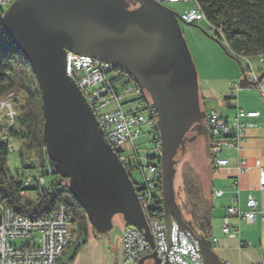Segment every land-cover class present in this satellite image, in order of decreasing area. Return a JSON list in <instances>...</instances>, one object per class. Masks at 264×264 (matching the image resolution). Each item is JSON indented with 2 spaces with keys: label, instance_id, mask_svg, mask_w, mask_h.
I'll return each mask as SVG.
<instances>
[{
  "label": "water",
  "instance_id": "1",
  "mask_svg": "<svg viewBox=\"0 0 264 264\" xmlns=\"http://www.w3.org/2000/svg\"><path fill=\"white\" fill-rule=\"evenodd\" d=\"M139 1L128 9L123 0H16L3 22L35 70L43 97V137L55 174L69 180L68 189L97 233L110 232L114 217L120 216L151 246L139 264H160L135 184L86 97L67 76L65 62L67 52L101 60L132 76L149 94L162 148L166 227L170 233L175 221L192 231L176 200L174 170L186 131L201 122L185 124L188 113H182L187 102L200 104L198 74L178 14L155 0ZM250 85L246 76L240 82L242 88ZM203 134L210 159V129L205 127ZM197 239L205 264H224L211 241Z\"/></svg>",
  "mask_w": 264,
  "mask_h": 264
},
{
  "label": "built area",
  "instance_id": "2",
  "mask_svg": "<svg viewBox=\"0 0 264 264\" xmlns=\"http://www.w3.org/2000/svg\"><path fill=\"white\" fill-rule=\"evenodd\" d=\"M16 0H0L2 6H10ZM163 5H175L179 3L193 4V0H155ZM180 22L185 24H197L205 22L209 25L213 35H218V27L211 24L202 9H191L179 15ZM264 62V58L260 57ZM66 74L75 81L79 89L86 97L89 105L95 113L100 125H106L105 137L112 148L117 152L122 164H126V170L131 175L134 169L142 173V181L135 183L137 195L144 208L149 224L155 251L160 264H205L201 252L200 243L193 231L182 230L173 221L170 233L166 225H160V217H165L163 196L159 197L158 180H163L162 166H158V152H162L160 135L157 136V118L151 107L149 94L136 83H127V86L116 89L114 83L123 78L124 73L113 65L88 56L81 59L79 55L66 53ZM250 81L260 91L264 99V81L251 72ZM239 86L234 87L239 90ZM130 100L135 103L133 109L125 111L123 102ZM10 106L0 108V122L4 117L2 113L7 111L9 126L14 123L16 111ZM113 110H109L112 108ZM258 111H246L238 109L232 118L224 117L217 111H211L207 117V126L210 129V154L211 168L214 174L222 170L221 154L224 148L233 149L239 155L236 171L242 175L250 170L244 156L245 140L250 130L258 128L256 122L259 119ZM144 126L150 128L153 136L152 144L155 146L156 155L151 161L148 156L147 166H142L138 151L134 147L133 152L137 158V167L133 168L131 162L123 156L118 147L125 143H133L139 137ZM9 127V128H10ZM1 137L9 141L8 129L1 132ZM9 149H13L11 142ZM255 168L259 170L261 190L264 192V168L261 161L255 162ZM54 165L46 166L47 176H52ZM230 172L231 169L227 168ZM47 176L38 173L35 179H29L27 186L36 183L39 192L48 186ZM232 188L237 194L240 192L239 180L234 178ZM223 196V191L215 193V197ZM239 197L231 200V205L224 217L222 232L234 236L237 228L231 223L232 217H237L247 224L255 223L262 213L258 207V201L249 197L247 211H240L237 207ZM30 211L29 208H26ZM78 233V226L74 221L71 210L64 203L57 205L56 209L47 214V217L38 221H23L18 215H13L9 206L0 204V264H57L64 256V252L73 242ZM216 242V240H214ZM122 247L126 262L137 263L148 256L152 250L147 238L134 227L128 226L123 234Z\"/></svg>",
  "mask_w": 264,
  "mask_h": 264
},
{
  "label": "trees",
  "instance_id": "3",
  "mask_svg": "<svg viewBox=\"0 0 264 264\" xmlns=\"http://www.w3.org/2000/svg\"><path fill=\"white\" fill-rule=\"evenodd\" d=\"M196 2L201 9L203 8L208 21L221 31L218 32L219 35L211 37L229 56L237 61H240V57H264V0H196ZM5 11L0 6V98L12 95V99L20 96L24 100L18 109L15 108L16 116L11 127L8 118H4L7 119L6 124L0 122V204L33 217L52 212L60 203L66 204L78 226L77 236L68 247V249L74 247L71 256L74 260L80 246L88 238L89 229L94 228L83 206L68 189L69 180L61 178L54 171L49 177L56 176V179L48 182V186L40 193L38 185L35 189L24 188L19 176L14 177L7 166L12 137L21 140L22 155L27 151L38 156L41 168L45 169L51 161L43 137L45 118L40 85L33 66L13 43L5 28L3 22ZM221 38L226 41V48ZM124 76L128 77V83L134 82L132 76L126 74ZM5 129H8L9 141L1 137V132ZM156 132L159 137L157 128ZM149 157L152 161L155 156ZM44 175L47 176V173ZM31 191L37 192L35 199L28 196ZM183 191L185 202L182 203L181 209L185 221L196 237L210 240L213 204L204 192L200 177L191 167L184 169ZM158 192L159 197H162V181L158 186ZM67 250L63 257L67 255Z\"/></svg>",
  "mask_w": 264,
  "mask_h": 264
},
{
  "label": "crops",
  "instance_id": "4",
  "mask_svg": "<svg viewBox=\"0 0 264 264\" xmlns=\"http://www.w3.org/2000/svg\"><path fill=\"white\" fill-rule=\"evenodd\" d=\"M186 25L192 26V24ZM202 38L203 41L197 42L193 47L196 54L199 50L204 52H206L205 50H210L218 53L227 70L223 84L220 85L221 82H219L215 88L211 89L212 97L217 99L220 104L221 111L219 113L229 118L235 116L238 109L258 111L260 113L259 119L256 120L259 127L248 132L244 144V156L250 170L238 175L236 167L239 155L233 149L224 148L222 151L223 168L217 174L212 172L211 161L208 164L209 175L202 182L204 192L213 204L211 239L208 241L212 242L214 252L224 264H264V218L262 213L253 224H247L237 217H232L231 223L237 228L234 236L226 235L222 232L224 217L227 215L231 200L237 196L239 197L237 207L240 211L248 210L247 201L251 196L258 201L259 211L264 212V192L261 190L259 170L255 168L257 160L261 161V165L264 168V99L260 91L250 81L249 76L251 72L261 76L264 72V62L261 61L260 57H240V61L228 58L217 45L218 43L210 42L204 36ZM245 76L251 85L247 88H242L240 82ZM236 85L240 87L239 90L234 89ZM205 100L206 97L204 98L201 94L200 101L204 106ZM129 102L130 100H125L123 105L132 104ZM227 168H230L231 171L228 172ZM234 178L239 180V194L232 188ZM219 190L223 191V196L215 197V193ZM126 228L122 217H120L115 234L111 231L107 234H99L95 229L90 228L89 232L92 230L93 234L89 235L88 232V238L80 246L74 260L70 257L69 260L63 261L65 258L63 257L57 264H139V262H126L122 247L123 234ZM112 229L114 230V228ZM145 264H154V261L147 260Z\"/></svg>",
  "mask_w": 264,
  "mask_h": 264
},
{
  "label": "rangeland",
  "instance_id": "5",
  "mask_svg": "<svg viewBox=\"0 0 264 264\" xmlns=\"http://www.w3.org/2000/svg\"><path fill=\"white\" fill-rule=\"evenodd\" d=\"M165 6L170 8L179 16L183 14L185 11L191 9L194 5L191 3L189 4L179 3L175 5L168 4ZM8 7H9L8 5L2 6V9L7 10ZM180 27L197 70L200 95L202 94L204 98L206 97L205 108L208 113H210L211 111L219 112L221 111L219 107L220 104L218 103L217 99H214L212 97L211 89L215 88V86H217L219 82H221L220 85L223 84V82L226 79L225 75H227V70L223 65V62L220 59L221 57H219L218 53L212 52L210 50H205L206 52L199 50V52L197 51L196 54L195 49L193 48L194 45L197 44V42L203 41L202 38L203 36L208 38L210 42L217 43V41H215L211 37L213 33L209 25L205 22H200L199 24H194L192 26L180 22ZM221 39L223 44L225 45L223 46L226 48L227 44L225 43L223 38ZM217 45L222 49L226 57L228 56V58L229 57L233 58L227 54V52L221 45L219 44ZM252 58H256V57H252ZM128 81H129L128 77L124 76L123 78L118 79L114 83V86L116 89L119 90L127 86ZM16 100H18V103H16ZM23 100L24 99L21 98L20 96H15L10 103L13 105L12 107L14 109L15 108L18 109L21 106ZM134 106L135 103L126 104L123 105V109L125 111H129L133 109ZM113 109L114 106H112V108H109V110H113ZM6 114L7 111H4L1 116L6 118ZM2 122L3 124H6L7 119H4ZM194 134L195 135L193 137V141L186 142L181 148L178 149L177 155L175 156L174 189L176 194V200L180 208H182V203L185 202V195L183 191L184 169L189 167L193 168L200 177L201 182H204L209 175L208 164L210 162V159H208L206 155L207 140L203 135L202 129H198V131H196ZM152 140H153V136L150 133V128L144 126L142 134L139 137H137L133 143H125L123 145H120L118 147V151L127 158L128 163L131 162L133 164V168H136L137 158L133 152V148L135 147L138 151V156L142 162V166L146 167L147 157L156 155V149L155 146H153L152 144ZM10 142L13 149L9 151V155L7 158V166L11 174L16 178L19 176L20 180L24 183V188L35 189L36 183H31L30 185L27 186V181L29 179H35L38 173L46 174V168L45 169L41 168V166L39 165V158L35 153L25 151L24 155L21 154L22 144L19 138L12 137ZM54 179H56V176L53 177L47 176L48 182H51ZM131 179L136 184L140 183L142 181V173L140 172V170L134 169L131 172ZM36 193H37L36 191H31L29 192L28 196L35 199ZM119 222H120V216H115L113 219L114 230L113 229L111 230V232H114L113 234H115ZM92 234L93 232L92 230H90L89 235ZM73 252H74V247L68 249L67 255L65 256L63 261L69 260Z\"/></svg>",
  "mask_w": 264,
  "mask_h": 264
},
{
  "label": "flooded vegetation",
  "instance_id": "6",
  "mask_svg": "<svg viewBox=\"0 0 264 264\" xmlns=\"http://www.w3.org/2000/svg\"><path fill=\"white\" fill-rule=\"evenodd\" d=\"M125 6L128 9H134L136 7V5L140 4L139 0H123ZM151 99V98H150ZM151 105H152V101H151ZM186 108L182 109V113H188V117L187 119L184 120L185 124H192V122L194 120H198L201 121L200 124H194L190 129H188L182 139L180 148L186 143V142H192L193 141V137H194V133L196 131H198V129H204L207 126V117H208V112L205 108V106L202 104V102L200 101V104L197 107H194L192 104L188 103L186 104ZM190 116L192 118H190ZM199 127V128H198ZM195 131V132H194ZM201 131V130H200ZM204 135V134H203ZM205 136V135H204ZM131 176V175H130Z\"/></svg>",
  "mask_w": 264,
  "mask_h": 264
},
{
  "label": "bare ground",
  "instance_id": "7",
  "mask_svg": "<svg viewBox=\"0 0 264 264\" xmlns=\"http://www.w3.org/2000/svg\"><path fill=\"white\" fill-rule=\"evenodd\" d=\"M193 5H194L193 7L195 9H201L200 6L197 4L196 0H193ZM0 6H2V5L0 4ZM218 32L221 33L220 30H218ZM225 43H226V41H225ZM79 57H81V59H88V56H86V55H79ZM260 57H263V56H260ZM11 100H12V95L9 96L8 98H0V108L5 107V106H10ZM100 127H101V129H102L103 132H106V125H100ZM161 158H162V152H158V166H162V163L159 164L161 162ZM123 165L126 168V164H123ZM160 181L163 182V180H158V186L160 184ZM3 206H5V205H3ZM9 210H11V212L13 213V215H18L19 218H23V221H38V219H43V218L47 217V214L42 215V216L33 217V216L28 215L27 213H23V212H20V211H16V210H14L11 207H9ZM142 210L144 212V208H142ZM145 217H146V215H145ZM160 225H166V223H165V217H160Z\"/></svg>",
  "mask_w": 264,
  "mask_h": 264
}]
</instances>
